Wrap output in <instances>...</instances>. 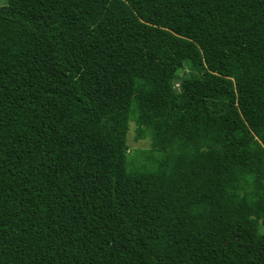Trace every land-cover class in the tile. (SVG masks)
I'll return each mask as SVG.
<instances>
[{
    "label": "trees",
    "instance_id": "1",
    "mask_svg": "<svg viewBox=\"0 0 264 264\" xmlns=\"http://www.w3.org/2000/svg\"><path fill=\"white\" fill-rule=\"evenodd\" d=\"M261 225L264 0L0 6V264H264Z\"/></svg>",
    "mask_w": 264,
    "mask_h": 264
},
{
    "label": "rangeland",
    "instance_id": "2",
    "mask_svg": "<svg viewBox=\"0 0 264 264\" xmlns=\"http://www.w3.org/2000/svg\"><path fill=\"white\" fill-rule=\"evenodd\" d=\"M6 3H7V0H0V6L5 5ZM186 53L197 55L198 53H200V51L195 45L188 43L187 48H186ZM180 81L182 82L181 71L172 78V86L174 87L180 86L181 85ZM127 143H128V148H129L130 153H134L135 151L139 149H146L149 147V143H150L149 137L136 139V125L134 121L132 120L129 122V129L127 133ZM261 231H264V225H261Z\"/></svg>",
    "mask_w": 264,
    "mask_h": 264
}]
</instances>
